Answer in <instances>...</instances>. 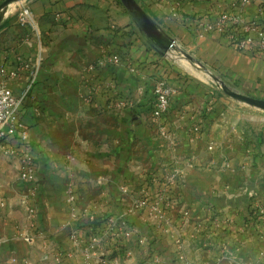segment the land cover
I'll return each mask as SVG.
<instances>
[{
    "label": "crops",
    "instance_id": "1",
    "mask_svg": "<svg viewBox=\"0 0 264 264\" xmlns=\"http://www.w3.org/2000/svg\"><path fill=\"white\" fill-rule=\"evenodd\" d=\"M136 1L175 43L264 99V54L238 51L205 30L219 5ZM260 6L264 0L246 6L247 20L264 24ZM24 9L28 24H21ZM1 14L0 65H32L12 87L24 94L39 176L54 120V179H0V264H207L194 255L209 228L217 247L238 246L235 232L249 229L264 249L263 110L175 72L119 0H19ZM53 53L77 59L81 98L53 102L51 89L62 86L46 78ZM158 80L174 89L160 123L150 112ZM146 197L163 212L136 207Z\"/></svg>",
    "mask_w": 264,
    "mask_h": 264
},
{
    "label": "built area",
    "instance_id": "2",
    "mask_svg": "<svg viewBox=\"0 0 264 264\" xmlns=\"http://www.w3.org/2000/svg\"><path fill=\"white\" fill-rule=\"evenodd\" d=\"M163 1V0H159ZM221 7L213 21H210L205 30L218 32L230 40L231 45L238 51L264 54V24L260 19L247 20L245 8L254 0H237L227 4V0H212ZM259 15L264 14V6L258 9ZM29 10L24 9L21 13V24L29 23ZM114 61L118 58L113 57ZM30 60L22 62L14 68L0 65V154L10 159H18L21 162V177L32 182L35 179V167L31 157L32 145L30 141V129L24 121V94L16 92L12 87V81L22 70L31 69ZM11 69V70H10ZM32 81V78L29 79ZM174 89L164 80H158L154 90V98L151 105V116L160 123L162 116L168 111L170 98ZM164 133L163 125L160 127ZM198 131V128H195ZM210 149L212 147H209ZM67 202L72 205L74 194L68 192ZM138 206H149L156 213L163 210L157 204H150L148 197L141 199ZM187 214V213H185ZM123 230H127L125 223ZM177 251L181 258L182 241H176ZM127 255V253H125Z\"/></svg>",
    "mask_w": 264,
    "mask_h": 264
},
{
    "label": "rangeland",
    "instance_id": "3",
    "mask_svg": "<svg viewBox=\"0 0 264 264\" xmlns=\"http://www.w3.org/2000/svg\"><path fill=\"white\" fill-rule=\"evenodd\" d=\"M44 41L49 43L50 39H48L45 35ZM53 41L54 40L51 38V43H53ZM52 46L54 47V43ZM186 55L191 57L192 60L188 59ZM167 57H169L171 66L173 67L175 72L187 79H190L191 81H195L196 83H198V85L202 84L204 86H211L216 91L222 93L223 95H226L222 91L219 83L215 81L214 78L210 75L211 73L212 75H215L222 81H224V83H226L232 90L245 94L244 91L241 90L239 87L235 86V84L231 80H228V78H224V75L220 73L217 69L212 66L206 65L201 60V58L194 54L193 51H187L178 42H176L175 48L168 53ZM72 58L67 59V57L64 56L57 57L54 56L53 53L54 62L51 63V66L54 69L52 72L46 73V78L49 80L57 79L58 81H62V86L58 88L53 87L51 89L53 102L58 100L67 101L69 100V97L76 95L81 98V89L82 85L84 84V81L80 75V67L77 64V59L73 58L74 61L70 63V60ZM42 60L43 58L39 59V65L41 64ZM47 65L50 64L47 63ZM242 105H244L245 107H250L247 104ZM58 106L65 107L66 105L58 104ZM76 106H78L77 108H79V105ZM252 109H255V111L258 112L261 111L259 109L257 110V108L254 107H252ZM81 112L83 113L84 111ZM48 124V132L50 134L45 140L47 142V145H43V147H50L49 145H53V147L51 146L48 150L41 151L39 153L41 154V156L45 155L47 165L44 168V172H42L40 176L36 174L34 179H54V120L51 122L49 121ZM261 125L264 127V121L261 122ZM32 159L33 162H35L34 169L36 173V170H38V166L36 162L35 153H33ZM15 165L16 164L11 161V159L5 158L0 154V179H23L20 175L21 170L17 168L15 169ZM244 226L245 224L243 223V227ZM213 232L214 231L212 229L210 230V228L208 229V232L203 230V236H200L196 240L195 248L197 251L194 255V258H197L198 261L203 260V262L207 264H263L262 257L264 255V249L258 240V233H254L249 229L247 231L240 230L235 232V235L240 238L239 245L237 246L236 243L235 245L237 247L234 246L233 248H229L227 250L226 244L221 248L217 247L218 243L216 240H214L216 239L215 236H211Z\"/></svg>",
    "mask_w": 264,
    "mask_h": 264
},
{
    "label": "water",
    "instance_id": "4",
    "mask_svg": "<svg viewBox=\"0 0 264 264\" xmlns=\"http://www.w3.org/2000/svg\"><path fill=\"white\" fill-rule=\"evenodd\" d=\"M18 0H4L0 4V24L2 19L1 11L11 4ZM120 3L124 6L128 14L131 16L134 24L138 28L139 32L142 34L146 42L159 54L166 55L172 49L175 48L176 43L173 38L168 34L162 31L153 18L140 6L136 0H119ZM188 59H191L186 55ZM210 75L217 81L222 89V91L232 99H235L239 102L247 104L249 106L258 108L264 111V99L256 98L250 95L240 93L238 91L232 90L224 81L218 78L215 75Z\"/></svg>",
    "mask_w": 264,
    "mask_h": 264
},
{
    "label": "bare ground",
    "instance_id": "5",
    "mask_svg": "<svg viewBox=\"0 0 264 264\" xmlns=\"http://www.w3.org/2000/svg\"><path fill=\"white\" fill-rule=\"evenodd\" d=\"M19 1V0H18ZM13 3H15V2H12L11 4H13Z\"/></svg>",
    "mask_w": 264,
    "mask_h": 264
}]
</instances>
